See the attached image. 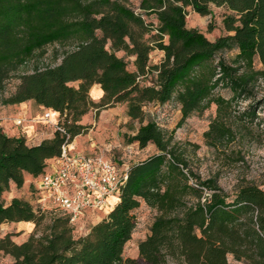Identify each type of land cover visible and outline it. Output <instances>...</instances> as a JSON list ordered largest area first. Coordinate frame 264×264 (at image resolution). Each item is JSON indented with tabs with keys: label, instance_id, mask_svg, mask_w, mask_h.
Instances as JSON below:
<instances>
[{
	"label": "rangeland",
	"instance_id": "1",
	"mask_svg": "<svg viewBox=\"0 0 264 264\" xmlns=\"http://www.w3.org/2000/svg\"><path fill=\"white\" fill-rule=\"evenodd\" d=\"M77 1L88 14H82ZM246 1L0 0V132L24 136L28 147L55 136V126L43 118L49 108L22 93L33 76L50 72L48 101L55 103L61 93L72 105L69 115L57 114V120L72 125L75 113L86 111L79 121L84 127L73 138L78 151L105 155L127 170L156 158L147 168L152 175H140L134 183L133 225L127 239L115 246L122 259L113 264H190L180 252L188 244L184 239L193 235L229 237L225 246L239 249L232 242L236 220L225 223L233 227L209 226L217 194L225 199L218 211L220 223L229 206L239 205L240 192H264V27L249 22L246 11L255 6L243 8ZM104 17L123 19L125 36L119 39L101 29L88 36L78 27L65 28ZM94 40L124 65L115 71L130 79L123 89L108 93L101 83L87 86L84 78L73 76L60 82L58 70L75 72L80 49ZM223 66L244 82L242 91L223 85ZM105 67H98V76H104ZM82 85L88 87L86 94ZM120 95L128 97L117 101ZM20 117L27 121L18 126L35 128L30 142L9 128ZM144 129L149 131L146 140L137 139ZM46 169L39 174L24 171L23 184L11 180L0 196L6 206L19 200L37 212V219L0 223V264H26L11 247L22 248L31 238L52 241L60 233L82 244L101 237L104 220L119 203L87 212L76 223H55L47 213L42 218L38 183ZM160 218L167 223L161 236L168 243L157 258V250L151 249L146 261L140 247L155 236L152 229ZM256 226L264 236V229ZM173 247L179 255L171 253ZM225 252L227 264H250L232 250Z\"/></svg>",
	"mask_w": 264,
	"mask_h": 264
},
{
	"label": "trees",
	"instance_id": "2",
	"mask_svg": "<svg viewBox=\"0 0 264 264\" xmlns=\"http://www.w3.org/2000/svg\"><path fill=\"white\" fill-rule=\"evenodd\" d=\"M76 5L82 11V14H88V10L81 2L77 1ZM252 5H254L255 8L246 11L249 22L258 21L261 27H264V0L246 1L243 8L253 7ZM69 27H78L84 30L88 36H93L94 32L98 29L105 31L108 35L118 37L119 39L123 38L126 34L124 20L121 18L113 21L105 17L101 19L93 18L92 20L83 21L81 24H70L65 26L66 29H69ZM132 48L134 52H137L136 47ZM80 56V58H77L78 67L75 72L68 71L65 68H60L58 70L57 73L61 83H66L72 76L73 78H84L87 86L94 83H101L108 93L119 91L130 83L128 77L121 78L115 74L117 68L124 66L122 62L118 61L112 54H108L102 46L98 45L97 40L92 41L89 46L81 48ZM103 63L107 65V67L104 68V76H98V67H102ZM222 69L223 76L219 79L223 81V85L233 87L235 90L240 88L242 91L244 82L235 76L236 72L227 66H223ZM85 71L86 73H84ZM49 74L50 72L46 73L44 76H33L30 86L22 93L25 98H34L36 103H40L49 109L51 108L56 116L58 113L68 116V111L72 109V105H67L65 96L59 97L61 93H58V96L56 95L58 100L55 103L48 101V98L51 99L50 97L52 95V92L48 89V87H50V82L48 80ZM42 80H44L43 86H41ZM87 89L88 87L84 88L82 85V92L86 94ZM127 97L128 96L120 95L117 101H123ZM85 100L86 97H84V102ZM134 111H137L136 108ZM76 113L72 125L66 123V121L61 123L72 138L81 133L84 126L79 124L80 116L84 115L86 111H80L79 115H76ZM254 115L255 113L251 112L252 118ZM151 130H154V126L152 125L149 131ZM149 131L145 129L141 130L137 139L146 140V134ZM65 140L66 134L60 130H56L53 138L45 139L39 145L28 147L26 146L24 136L10 137L4 131H1L0 196L3 190L9 186L11 180H14L19 185L23 184L24 171L33 174L41 173L47 165L45 160L58 156ZM155 159L156 158H151L128 170V179L121 186L119 192V203L110 212L108 218L104 220L102 224L104 233L101 237L79 244L59 233L52 241L49 238H46L47 241L42 238H31L30 242L22 248L12 245L11 252L19 258L24 256L26 264H54L60 262L63 264H113L115 261L122 259L120 251L115 252V246L119 248L120 244L127 239L133 225L132 211L137 206V201L134 196V183L140 175L146 174L148 178L152 175L147 168L152 162H155ZM215 189H217L216 191L219 190V188ZM115 197L118 199V195H115ZM215 198H217V200L215 201V210L211 212L212 219L209 229L213 228L215 225L218 229H221V227L228 228V226L233 227V223H225L227 221L232 222L236 220V222H234L236 236L235 239H232V242L236 243L239 249L234 250L231 247L225 246L230 242L231 238L229 237H220L217 239L209 237L208 239H203L193 235L184 239V242L188 244L187 246H183L185 253L180 252V255L183 257L185 255V258L190 264H227L225 250H232L235 252L237 258L241 259L242 257H246L250 259V264H264V236L258 231L256 226L259 225L264 229V192L258 190H243L240 192L239 205L229 206L230 208L225 210V221L220 223L218 211L225 199L219 194H217ZM39 209H42V211L38 213L42 218H46L47 213L54 218L55 223L62 224L63 222L70 221L68 216L60 212L47 209L43 206ZM204 209L203 214L205 212ZM36 214L37 212L34 208L28 204H22L19 200H14L8 206L0 201V223L7 219L33 220L37 219ZM166 225L167 223L163 219L160 218L156 220L152 229L155 236L153 238H148L141 244V256L146 261L151 260L150 255H153L151 249L157 250V253L153 255L154 258L162 254V245L168 243L167 238L161 236V234L165 232ZM223 231L225 233V230ZM0 248H4V246ZM173 248L175 252L171 253L176 256L179 255L177 248ZM244 249L247 253L242 252Z\"/></svg>",
	"mask_w": 264,
	"mask_h": 264
},
{
	"label": "built area",
	"instance_id": "3",
	"mask_svg": "<svg viewBox=\"0 0 264 264\" xmlns=\"http://www.w3.org/2000/svg\"><path fill=\"white\" fill-rule=\"evenodd\" d=\"M51 111L46 109L44 120L65 133L66 140L60 154L40 175L38 185L43 194V207L60 212L68 216L71 223H76L87 212L105 210L110 206L109 198L119 194L128 179V170L105 155L78 151L61 122L52 119ZM26 121L20 117L15 123L23 125Z\"/></svg>",
	"mask_w": 264,
	"mask_h": 264
},
{
	"label": "crops",
	"instance_id": "4",
	"mask_svg": "<svg viewBox=\"0 0 264 264\" xmlns=\"http://www.w3.org/2000/svg\"><path fill=\"white\" fill-rule=\"evenodd\" d=\"M54 117L56 118V114H54ZM9 128H10V130H11L13 135H16V136H19L21 134L26 135L29 142L32 140L30 135L35 132L34 131L35 128H34L33 125L27 126L26 128L23 129L22 127L18 126L15 123V121L12 122V124L9 126ZM119 200H120L119 196H118V199L116 197H113L111 199V201H110V198H109L110 206L108 208H113L114 203H116Z\"/></svg>",
	"mask_w": 264,
	"mask_h": 264
},
{
	"label": "bare ground",
	"instance_id": "5",
	"mask_svg": "<svg viewBox=\"0 0 264 264\" xmlns=\"http://www.w3.org/2000/svg\"><path fill=\"white\" fill-rule=\"evenodd\" d=\"M54 114H55V113H54L53 111H51L52 119H53V115H54ZM113 197H115V195H113V196L110 197V201H111V199H112ZM107 209H108V208H107Z\"/></svg>",
	"mask_w": 264,
	"mask_h": 264
}]
</instances>
